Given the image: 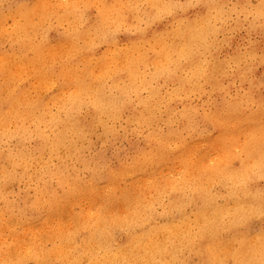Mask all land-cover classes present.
Wrapping results in <instances>:
<instances>
[{
    "label": "bare ground",
    "instance_id": "bare-ground-1",
    "mask_svg": "<svg viewBox=\"0 0 264 264\" xmlns=\"http://www.w3.org/2000/svg\"><path fill=\"white\" fill-rule=\"evenodd\" d=\"M232 12L264 0H0V264H264V19L228 55Z\"/></svg>",
    "mask_w": 264,
    "mask_h": 264
},
{
    "label": "rangeland",
    "instance_id": "rangeland-1",
    "mask_svg": "<svg viewBox=\"0 0 264 264\" xmlns=\"http://www.w3.org/2000/svg\"><path fill=\"white\" fill-rule=\"evenodd\" d=\"M248 2L250 4V6L256 7L259 4L260 0H248ZM230 6L231 5H229V8H230ZM253 17H254V19H253ZM252 19L255 21L256 20L261 21L264 19V16L256 17L252 13L243 15V14H239L237 12H232L231 21L232 22H239L240 27H239L238 34L237 35L228 34V37H223V36L219 37V41L221 43L226 41V43L224 44L223 47L228 52V55L234 54V52L236 50L239 51L240 55H243V56L245 55V52L248 48V41H247V39H244V35L249 30L248 22ZM223 33L227 34L226 31H224ZM250 36L252 37V40H254V41H258L259 43L262 41L259 37H257V36L255 37L253 34H251ZM254 79L256 80V82L264 81V67L260 66L257 68V73L255 74ZM240 90H241V92H240L241 95L249 96V97H256V96L260 95V96H262V98L264 100V88L240 89ZM245 108L247 109V114H248L251 111L256 110V104L253 103V104L249 105L248 107L246 106ZM263 108H264V106H263ZM198 126H199V130L200 129H204V130L207 129V127H205L202 122H199ZM239 129H240V127L236 128V131L238 133H239ZM251 131H252L251 127H247V126L242 127L241 132L239 133V137L237 138L236 152H237V155L239 157H241L242 159H245V155H244L243 150H242V145H243V142L245 140V134L248 132H251ZM207 132L209 135L214 133V131L212 129H209ZM204 134H206V133H204ZM262 134L264 135V129L262 130ZM186 137H187L188 142L197 141L198 139H200V137L196 134L189 135ZM220 155H221V151L219 149L211 150L208 152V159L209 160H215ZM245 162H247V161L245 160ZM179 167H180V164L178 162L170 167L171 176L175 175L178 172ZM259 183L261 184V186L264 187V178L260 179ZM222 191H223L222 189H218L217 192L222 193Z\"/></svg>",
    "mask_w": 264,
    "mask_h": 264
}]
</instances>
